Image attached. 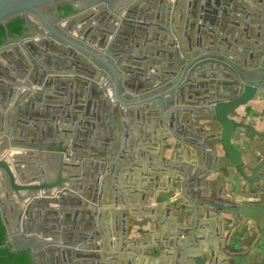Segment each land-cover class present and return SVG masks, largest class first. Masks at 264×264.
Segmentation results:
<instances>
[{
    "label": "water",
    "instance_id": "water-1",
    "mask_svg": "<svg viewBox=\"0 0 264 264\" xmlns=\"http://www.w3.org/2000/svg\"><path fill=\"white\" fill-rule=\"evenodd\" d=\"M245 1L0 0V26L6 28L10 21L22 18L26 29L21 37H7L0 45V219L5 229L0 250L8 249L11 254L27 251L33 264H98V256L89 251L99 250L94 244L99 239L96 233L82 229V221L86 216L94 219L97 213L99 218L103 216L104 211L97 208L102 197L83 191L74 171V164L82 159L74 148L73 157L69 154L66 134L41 138L34 131L36 123H52L53 117L38 113L35 104L53 82L68 80L91 92L97 88L101 93L109 92L104 100L116 101L125 112L134 106L146 107L158 125L168 129L169 123L173 126L182 116L190 126L202 120L218 123L221 149L235 172L247 182L262 179L259 169L264 159L249 166L232 138L238 130L243 129L247 136L251 131L250 125L235 120L237 110L264 99V28L251 29V40L256 43L248 49H201L199 44L184 48L179 58L168 26L169 12L173 11L177 27V14L187 10V18L191 16L188 24L193 28L191 19L197 9L200 19L213 10L227 21L230 13L235 24V14L244 15L245 8L252 16L251 23L256 24L253 17L264 0H250L255 9ZM63 5L71 6L73 14L58 17L56 12L46 13L48 8ZM153 47L167 49L170 58H159L153 67L155 57L148 58L151 53L157 55ZM237 51L245 54L248 63L236 64L242 62L241 56H234ZM110 55L117 70L105 60ZM151 70L153 73L147 75ZM124 89L140 95H122ZM175 90L185 91V97L165 99ZM189 144L200 145L195 141ZM204 175L200 172L198 180ZM208 206L211 208L205 212L194 213V224L188 230L172 226L164 238L171 239L169 245L187 236L200 218L218 214L230 215L236 225L250 222L264 227V200L241 204L226 200Z\"/></svg>",
    "mask_w": 264,
    "mask_h": 264
},
{
    "label": "crops",
    "instance_id": "crops-1",
    "mask_svg": "<svg viewBox=\"0 0 264 264\" xmlns=\"http://www.w3.org/2000/svg\"><path fill=\"white\" fill-rule=\"evenodd\" d=\"M244 3L252 4L250 0ZM263 6L253 17L256 24L251 23L252 16L245 8L244 15L235 14V24L230 13L227 21L213 10L200 19L197 9L191 29L187 10L177 14V27L171 11L168 26L176 41L173 51L177 49L182 58L184 48L199 44L201 49H248L256 43L251 40V29L264 28ZM159 50L162 52L158 56ZM166 50L153 47L157 55H148L155 57L151 60L153 67L159 64V58H170ZM234 54L237 59L241 56L242 62L236 63L241 65L245 54ZM50 88L35 105L38 113L53 117L52 123H36L34 131L41 138L66 134L69 154L73 157L74 148L82 159L74 164V171L83 191L102 197L97 208L104 211L103 216L99 218L96 209L94 219L86 216L82 221V229L96 233L99 239L94 243L99 250L89 251L98 256V264H264V227L250 222L236 225L228 214L200 218L196 228L176 238L178 242L173 245H169L171 239H164L172 226L185 230L192 227L194 213L205 212L211 208L210 203L264 200V165L259 169L262 179L244 181L221 149L218 123L202 120L190 126L182 116L173 126L168 124L171 130L158 125L146 107L134 106L125 112L111 100L96 103L95 96L109 97V92L100 93L99 88L92 94L68 80L53 82ZM127 93L131 97L140 95L126 89L122 95ZM185 93L175 90L165 99L182 100ZM235 120L251 126L248 136L243 129L236 131L232 143L243 161L253 166L264 159V99L239 108ZM190 141L200 145L190 146ZM200 172L205 174L202 180H198ZM149 210L152 212L147 213Z\"/></svg>",
    "mask_w": 264,
    "mask_h": 264
},
{
    "label": "trees",
    "instance_id": "trees-1",
    "mask_svg": "<svg viewBox=\"0 0 264 264\" xmlns=\"http://www.w3.org/2000/svg\"><path fill=\"white\" fill-rule=\"evenodd\" d=\"M64 15H69L72 12L71 6H64L60 8ZM26 31L24 21L22 18H16L10 21L6 28L0 26V45L9 38H19ZM5 240V229L0 219V245ZM0 264H33L31 256L27 251L11 254L8 249L0 250Z\"/></svg>",
    "mask_w": 264,
    "mask_h": 264
},
{
    "label": "flooded vegetation",
    "instance_id": "flooded-vegetation-1",
    "mask_svg": "<svg viewBox=\"0 0 264 264\" xmlns=\"http://www.w3.org/2000/svg\"><path fill=\"white\" fill-rule=\"evenodd\" d=\"M62 7H64V5L63 6H57L55 9H52V8H48L47 9V11H46V13H48V14H55V12L57 13V15H58V17H66V16H69V15H71V14H73V11L69 14V15H64L63 16V12L62 11H60V8H62ZM37 27H34V29H36ZM98 40H99V38L97 37V39H96V44L98 43ZM116 50H119V48H118V46H116V47H114ZM98 50H100V49H98ZM102 51V50H101ZM123 52H126V51H123ZM113 54H116V52L114 51V53ZM129 56H131V55H129ZM105 60L110 64V65H112V67L115 69V70H117L118 69V67H116L115 66V60L113 59V57L110 55L108 58H105ZM99 64H101L100 62H98ZM95 65V64H94ZM102 65V64H101ZM101 65H99V67H101ZM96 66V65H95ZM138 68V67H137ZM137 68H135V69H137ZM139 69V68H138ZM140 70V69H139ZM106 71V70H105ZM106 72H108V74H110V71H109V69H107V71ZM82 87V86H81ZM83 88V87H82ZM94 91H96L95 89H94ZM94 91H90L92 94L94 93ZM97 92V91H96ZM100 92V91H99ZM101 93V92H100ZM121 95V94H120ZM123 98H124V96H122ZM97 98V99H96ZM125 100V99H124ZM96 103H105L106 101L103 99V97H101L100 98V96H95V100H94ZM113 102V101H112ZM114 102H116V101H114ZM107 103V102H106Z\"/></svg>",
    "mask_w": 264,
    "mask_h": 264
}]
</instances>
